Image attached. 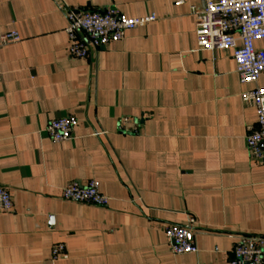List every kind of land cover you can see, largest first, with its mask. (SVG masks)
<instances>
[{"label": "crops", "instance_id": "obj_1", "mask_svg": "<svg viewBox=\"0 0 264 264\" xmlns=\"http://www.w3.org/2000/svg\"><path fill=\"white\" fill-rule=\"evenodd\" d=\"M63 1L158 19L72 59L58 1L0 0V185L13 201L0 264H231L238 235L264 236V160L246 144L258 113L242 100L264 74L242 83L232 50L199 51L204 0ZM10 32L21 41L4 45ZM68 116L72 139L53 142L45 129ZM91 180L106 207L62 199ZM191 220L199 253L175 256L165 229ZM57 244L67 258L53 261Z\"/></svg>", "mask_w": 264, "mask_h": 264}, {"label": "built area", "instance_id": "obj_2", "mask_svg": "<svg viewBox=\"0 0 264 264\" xmlns=\"http://www.w3.org/2000/svg\"><path fill=\"white\" fill-rule=\"evenodd\" d=\"M58 8L67 19L66 33L70 40L69 56L72 59H88L92 51L108 47L111 43L122 41L126 33L157 21L155 13L139 18H129L117 10L81 11L70 7L63 0ZM197 17V44L199 51L232 50L236 73L242 83H258L264 74V49H256L255 44L264 41V0H204L203 7H193ZM2 43L21 41L17 32L2 36ZM246 105H253L258 113L255 129H250L246 144L250 155L259 161L264 160V87L256 86L242 94ZM124 119L119 129L124 134H136L134 127L129 129ZM77 124L74 117L53 120L45 129L55 143L68 141L73 137ZM263 146V149L260 147ZM62 199L74 203L106 207L109 198L100 190V183L91 180L70 182L62 191ZM13 210V201L8 189L0 185V214ZM169 225L165 234L171 241L175 256L198 254L199 248L191 239L193 225ZM231 264H264V236L238 235L233 250ZM53 261L67 258L65 245L57 244L52 249Z\"/></svg>", "mask_w": 264, "mask_h": 264}, {"label": "water", "instance_id": "obj_3", "mask_svg": "<svg viewBox=\"0 0 264 264\" xmlns=\"http://www.w3.org/2000/svg\"><path fill=\"white\" fill-rule=\"evenodd\" d=\"M103 14H105V12H103Z\"/></svg>", "mask_w": 264, "mask_h": 264}]
</instances>
